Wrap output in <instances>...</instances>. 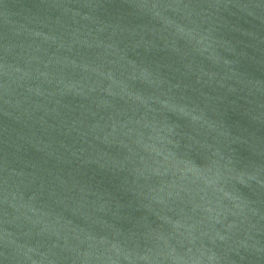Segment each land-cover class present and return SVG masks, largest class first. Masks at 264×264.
Masks as SVG:
<instances>
[{
  "label": "water",
  "instance_id": "95a60500",
  "mask_svg": "<svg viewBox=\"0 0 264 264\" xmlns=\"http://www.w3.org/2000/svg\"><path fill=\"white\" fill-rule=\"evenodd\" d=\"M0 264H264V0H0Z\"/></svg>",
  "mask_w": 264,
  "mask_h": 264
}]
</instances>
